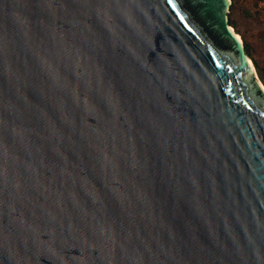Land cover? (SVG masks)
<instances>
[{"label":"water","instance_id":"obj_1","mask_svg":"<svg viewBox=\"0 0 264 264\" xmlns=\"http://www.w3.org/2000/svg\"><path fill=\"white\" fill-rule=\"evenodd\" d=\"M230 5L0 0V264H264V88Z\"/></svg>","mask_w":264,"mask_h":264},{"label":"rangeland","instance_id":"obj_2","mask_svg":"<svg viewBox=\"0 0 264 264\" xmlns=\"http://www.w3.org/2000/svg\"><path fill=\"white\" fill-rule=\"evenodd\" d=\"M228 21L248 43V58L264 86V0H231Z\"/></svg>","mask_w":264,"mask_h":264},{"label":"trees","instance_id":"obj_3","mask_svg":"<svg viewBox=\"0 0 264 264\" xmlns=\"http://www.w3.org/2000/svg\"><path fill=\"white\" fill-rule=\"evenodd\" d=\"M231 4H232V1H231ZM231 6V5H230ZM230 8V7H229ZM229 12V11H228ZM244 42V48H245V51H246V53L248 54V52H249V46H248V43H246L245 41H243Z\"/></svg>","mask_w":264,"mask_h":264},{"label":"bare ground","instance_id":"obj_4","mask_svg":"<svg viewBox=\"0 0 264 264\" xmlns=\"http://www.w3.org/2000/svg\"><path fill=\"white\" fill-rule=\"evenodd\" d=\"M232 29V28H231ZM238 35V34H237ZM249 62L252 64V62H251V60L249 59ZM254 69V68H253ZM254 71H255V69H254ZM262 84V83H261ZM263 85V84H262ZM263 88H264V86H263Z\"/></svg>","mask_w":264,"mask_h":264}]
</instances>
